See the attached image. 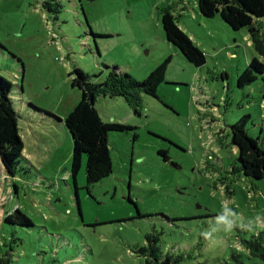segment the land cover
<instances>
[{"label": "rangeland", "instance_id": "obj_1", "mask_svg": "<svg viewBox=\"0 0 264 264\" xmlns=\"http://www.w3.org/2000/svg\"><path fill=\"white\" fill-rule=\"evenodd\" d=\"M164 9L203 65L166 39ZM253 57L264 63L247 27L203 16L196 0H0V75L22 86L12 99L24 145L15 176L0 160V257L11 247L9 264L228 262L264 227V179L242 174L230 132L248 115L246 131L264 147V73L237 83ZM167 58L138 114L121 95L96 98L103 121L131 128L108 133V176L88 185L84 155L74 179L64 123L80 98L73 68L102 81L116 66L142 81ZM16 207L31 226L5 222Z\"/></svg>", "mask_w": 264, "mask_h": 264}, {"label": "trees", "instance_id": "obj_2", "mask_svg": "<svg viewBox=\"0 0 264 264\" xmlns=\"http://www.w3.org/2000/svg\"><path fill=\"white\" fill-rule=\"evenodd\" d=\"M196 5L203 16L210 18L218 15L234 30L247 27L251 44L260 55H264V34L261 25L256 24L257 18L264 17V0H196ZM161 23L166 39L178 48L187 62L194 66L205 63L204 52L179 27L176 16L169 9L162 11ZM168 63L169 58L162 61L142 81L135 80L116 66H113L102 81L92 79L80 68H73L72 85L79 88L80 98L65 116L64 123L73 142L71 175L74 179L84 155L86 156L85 178L88 185L108 176L112 171L108 133L131 128L117 121H103L94 105L96 98L121 95L138 114L139 94L144 92L156 96L159 84L165 80ZM257 73H264V63L253 57L249 66L238 75V85L241 87L250 83L256 78ZM18 89L21 91L22 86L11 83L0 75V160L6 175L10 177L15 176L18 162L23 159L24 145L19 134L18 114L12 99L14 94H18ZM247 118L248 115H244L230 125L231 141L237 148L238 168L246 177L264 179V147L247 133ZM158 152L163 155L164 161L168 160L166 150L159 149ZM14 188L16 191L17 186L14 185ZM4 220L24 227L32 225L30 218L18 207L8 212ZM241 243L240 248L231 249L230 260L225 264H246L243 251H246L248 257H256L260 260L251 264H264V227L251 238L243 239ZM12 250L10 247L8 251L12 252ZM8 251L0 257V264H9ZM154 251L151 250L150 253L154 254Z\"/></svg>", "mask_w": 264, "mask_h": 264}, {"label": "crops", "instance_id": "obj_3", "mask_svg": "<svg viewBox=\"0 0 264 264\" xmlns=\"http://www.w3.org/2000/svg\"><path fill=\"white\" fill-rule=\"evenodd\" d=\"M19 124V123H18Z\"/></svg>", "mask_w": 264, "mask_h": 264}]
</instances>
